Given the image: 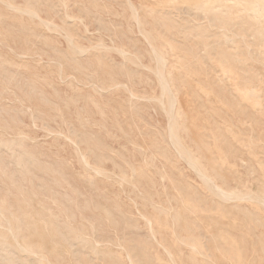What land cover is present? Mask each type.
Here are the masks:
<instances>
[{
    "label": "rangeland",
    "instance_id": "obj_1",
    "mask_svg": "<svg viewBox=\"0 0 264 264\" xmlns=\"http://www.w3.org/2000/svg\"><path fill=\"white\" fill-rule=\"evenodd\" d=\"M0 138V264H264V0H0Z\"/></svg>",
    "mask_w": 264,
    "mask_h": 264
},
{
    "label": "bare ground",
    "instance_id": "obj_2",
    "mask_svg": "<svg viewBox=\"0 0 264 264\" xmlns=\"http://www.w3.org/2000/svg\"><path fill=\"white\" fill-rule=\"evenodd\" d=\"M133 3V2H132ZM247 3V2H246ZM248 3H250V2H248ZM126 6V5H125ZM135 6V5H134ZM199 6V5H198ZM197 6V7H198ZM131 7V6H130ZM202 7V6H201ZM201 7H199V8H201ZM205 7V6H204ZM225 7V6H224ZM9 8H11L10 6H9ZM206 8V7H205ZM220 8H223V7H220ZM227 8H229V7H227ZM226 8V9H227ZM12 9V8H11ZM22 9H25V8H22ZM27 9V8H26ZM19 10V9H18ZM17 10V11H18ZM19 11H21V9L19 10ZM33 11V10H32ZM32 15H36V13H34V12H30ZM35 17V16H34ZM133 17V16H132ZM32 18V17H31ZM38 19V18H37ZM133 20H134V18H133ZM135 21V20H134ZM136 22V21H135ZM44 23V22H43ZM51 24H53V23H51ZM46 25V24H45ZM48 25V24H47ZM55 25V24H54ZM137 25V24H136ZM141 25V24H140ZM49 26V25H48ZM57 26V25H56ZM45 27V26H44ZM51 27V26H50ZM53 27H55V26H53ZM143 30V29H142ZM144 32V31H143ZM140 33H142V32H140ZM57 34V33H56ZM71 38V37H70ZM73 41V40H72ZM72 46V45H71ZM74 46V45H73ZM19 47V46H18ZM74 48V47H73ZM82 48V47H81ZM76 49V48H75ZM83 49V48H82ZM109 49V48H108ZM117 49V48H116ZM79 52H81V53H86V52H84V50H81L80 49V47H79ZM123 50V49H122ZM153 50V49H152ZM155 50V49H154ZM85 51H86V49H85ZM77 52V51H76ZM118 52H119V50H118ZM81 53H80V55H81ZM119 53H121V51L119 52ZM75 54V53H74ZM125 53H123V54H121V55H124ZM82 55H84V54H82ZM128 55V54H127ZM82 57V56H81ZM97 57V56H96ZM124 57V56H123ZM156 57H157V60H158V63L159 64H162V63H164V59H163V57L160 55V54H156ZM16 61V60H15ZM227 62V61H226ZM10 63V62H9ZM20 63V62H19ZM15 63H13V65H14ZM158 65V64H157ZM15 66V65H14ZM15 67H17V66H15ZM14 67V68H15ZM100 67V66H99ZM165 67V66H164ZM17 68H19V67H17ZM163 68V67H162ZM20 71V70H19ZM152 71H154V69L152 70ZM158 71V70H157ZM153 74H154V72H153ZM157 74V73H156ZM156 76H158V75H156ZM171 76V75H170ZM46 77H48V75L46 76ZM159 81H160V83H161V85H162V89H163V93L164 94H168V95H170V110H169V119H170V141H171V143L173 144V146L175 147V150L178 152V155L183 159V160H185L187 163L186 164H188V166H190L191 167V169L194 171V173L200 178V180L205 184V186L214 194V195H216L217 196V198H219L220 200H222L223 202H226V203H231L232 201H234V200H238V201H242V203H243V201H244V199L247 201H250V200H252L253 201V194L250 192V190L249 189H247V190H249V192H248V194H245L244 192H242L241 191V193L243 194H245V195H239V194H236L234 191H231V192H226V191H224L222 188H220V187H218L216 184H215V182H214V180H213V178H212V176L204 169V167L201 165V163H200V160H198V159H195L194 158V156L191 154V153H189V151H187L186 149H184V147H182V144L180 143V140H179V137H178V125H177V120H178V116H179V111H178V108H177V105H178V102H177V99L172 95V90H171V88H170V85H169V83H168V80H167V78H166V76L163 74V73H159ZM69 78V77H68ZM221 78V77H220ZM223 80H221V82H222ZM51 82V81H50ZM224 82V81H223ZM222 82V83H223ZM159 83V84H160ZM171 84V83H170ZM125 85V84H124ZM161 85H160V87H161ZM121 87V86H120ZM121 89H122V87H121ZM205 90V89H204ZM108 92V91H107ZM105 93V92H104ZM230 93H231V91H230ZM133 95V94H132ZM233 95V94H232ZM184 96V95H183ZM136 97V96H135ZM144 97V96H143ZM162 97V96H161ZM164 97V96H163ZM188 97V96H187ZM242 97V96H241ZM60 98V97H59ZM95 99V98H94ZM136 99V98H135ZM33 101V100H32ZM212 101V100H211ZM162 102V101H161ZM163 103V102H162ZM164 104V103H163ZM240 104V103H239ZM94 105V104H93ZM97 106V105H96ZM164 106V105H163ZM239 106V105H238ZM164 109V108H163ZM80 110V109H79ZM165 110V109H164ZM101 111H102V109H101ZM246 111V110H245ZM196 112H198V111H196ZM168 115V114H167ZM31 116H32V114H31ZM201 116V115H200ZM168 118V117H167ZM205 118V117H204ZM32 120V119H31ZM249 121V120H248ZM259 121H261L260 119H259ZM118 122V121H117ZM88 123V122H87ZM90 123V122H89ZM205 123V122H204ZM169 124V123H168ZM245 125H247V122H246V124L244 123V126ZM250 126H251V124H250ZM75 127V126H74ZM87 127V126H86ZM104 127V126H103ZM237 127V126H236ZM15 128V127H14ZM85 128V127H84ZM5 129H7V128H5ZM8 129H9V127H8ZM81 129V128H80ZM169 129V128H168ZM231 129V128H230ZM77 131H78V129H76ZM82 130V129H81ZM83 130H86V129H83ZM231 130H233V129H231ZM77 131L75 132V133H77ZM166 132V131H165ZM60 133V132H59ZM74 133V134H75ZM249 133V132H248ZM79 134H82L83 135V133H78L77 135H78V137H79ZM208 134V133H207ZM211 134V133H210ZM14 135V134H13ZM70 135V134H69ZM5 136V135H4ZM58 136H60V135H58ZM126 138H128L127 136H125ZM250 137H252V136H250ZM31 138V137H30ZM201 138V137H200ZM1 139V138H0ZM19 139H20V137H19ZM141 139V138H140ZM14 140V139H13ZM71 140V139H70ZM73 140V139H72ZM3 141H5V140H3ZM14 141H17V139L16 140H14ZM69 141V140H68ZM79 141V140H78ZM119 141V140H118ZM70 142V141H69ZM153 142H155V141H153ZM159 142V141H158ZM210 142V141H209ZM13 143H15V142H13ZM18 143H19V141H18ZM26 143V142H25ZM40 143V142H39ZM120 143V142H119ZM143 143V142H142ZM75 144H77V143H75ZM139 144V143H138ZM145 144V143H144ZM196 144V143H195ZM167 145V144H166ZM256 145H258V144H256ZM25 146V145H24ZM76 146V145H75ZM138 146V145H137ZM40 147V146H39ZM77 147V146H76ZM134 147V146H133ZM28 149H29V147H27ZM26 149V148H25ZM119 149V148H118ZM137 149V148H136ZM217 149V148H216ZM251 149V148H250ZM23 150H24V148H23ZM223 150V149H222ZM27 151V150H26ZM43 151V150H42ZM113 151V150H112ZM253 151V150H252ZM8 152V151H7ZM37 153V152H36ZM121 153H122V151H121ZM195 153V152H194ZM231 154V153H230ZM80 155H81V153H80ZM86 155V154H85ZM223 155V154H222ZM6 156V155H5ZM14 156V155H13ZM153 156V155H152ZM175 156V155H174ZM10 157V156H9ZM81 157H82V155H81ZM165 157V156H164ZM228 157V156H227ZM231 157V156H230ZM239 158V157H238ZM154 159V158H153ZM156 159V158H155ZM240 159V158H239ZM7 160H9L8 158H7ZM28 161V160H27ZM30 161V160H29ZM37 161V160H36ZM159 161V160H158ZM175 161V160H174ZM173 161V162H174ZM184 161V162H185ZM222 161V160H221ZM252 161V160H251ZM33 162V161H32ZM216 162V161H215ZM241 162H243V161H241ZM10 163H11V160H10ZM29 163H31V162H29ZM144 163H145V161H144ZM210 163V162H209ZM245 163V162H244ZM262 163V162H261ZM132 164V163H131ZM89 165V164H88ZM140 165H141V163H140ZM144 166V165H143ZM147 166V165H146ZM232 166V165H231ZM249 166V165H248ZM167 167V166H166ZM234 167V166H233ZM57 168V167H56ZM89 168V167H88ZM93 168V167H92ZM182 168V167H181ZM31 169V168H30ZM127 169V168H126ZM140 169V168H139ZM17 170H20V169H17ZM90 170V169H89ZM128 170V169H127ZM126 170V171H127ZM85 171V170H84ZM123 171V170H122ZM145 171H147V170H145ZM232 171H234V170H232ZM96 172H98V174H99V171L98 170H96L95 171V173ZM105 172V171H104ZM129 172V171H128ZM23 173V172H22ZM31 173V172H30ZM97 174V173H96ZM109 174V173H108ZM155 174V173H154ZM153 174V175H154ZM29 175V174H28ZM78 175H81V174H78ZM77 174H76V176H78ZM33 176V175H32ZM64 176V175H63ZM69 176V175H68ZM72 176V178H73V176L74 175H71ZM75 176V177H76ZM264 176V175H263ZM81 176H79V178H80ZM83 177V176H82ZM155 177H157L156 175H155ZM71 178V179H72ZM163 178V177H162ZM169 178V177H168ZM236 178V177H235ZM76 180V178H73V180ZM84 180H85V178H83ZM132 179V178H131ZM143 179V178H142ZM69 180V179H68ZM67 180V181H68ZM79 180V179H78ZM133 180H135V179H133ZM65 181V180H64ZM66 181V183H68ZM80 181V180H79ZM87 181H89V180H87ZM86 181V182H87ZM146 181V180H145ZM162 181V180H161ZM171 180H169L168 182H170ZM33 182V181H32ZM43 182H45V181H43ZM83 182V181H82ZM81 182V183H82ZM159 182V181H158ZM259 182V181H258ZM35 183V182H34ZM65 183V182H64ZM88 183V182H87ZM240 183V182H239ZM16 184H18V183H16ZM71 184V183H70ZM128 184V183H127ZM138 184V183H137ZM141 184V183H140ZM150 184V183H149ZM169 184V183H168ZM178 184V183H177ZM180 184V183H179ZM84 185H85V183H84ZM89 184H87V186H88ZM91 185V184H90ZM121 185V184H120ZM173 185V184H172ZM182 185V184H181ZM247 185V184H246ZM36 186V185H35ZM102 186V185H101ZM110 186V185H109ZM140 186V185H139ZM248 186V185H247ZM90 187V186H89ZM104 187V186H103ZM106 187V186H105ZM105 187L103 188V189H105ZM112 187V186H111ZM111 187H110V189H111ZM142 187V186H141ZM181 187H183V186H181ZM250 187V186H249ZM62 188V187H61ZM72 188V187H71ZM74 188V187H73ZM108 188V187H107ZM172 188V187H171ZM17 189V188H16ZM97 189H100V188H97ZM115 189V188H114ZM135 189V188H134ZM139 189V188H138ZM156 189V188H155ZM197 189V188H196ZM66 190V189H65ZM93 190V189H92ZM101 190V189H100ZM164 190H166V188H164ZM18 191V190H17ZM73 191V190H72ZM171 191V190H170ZM236 191V190H235ZM74 192V191H73ZM101 192H103V191H100V193ZM106 192V191H105ZM123 192V191H122ZM246 192V193H247ZM82 193V192H81ZM84 193V192H83ZM108 193L110 194V192L108 191ZM112 193H113V191H112ZM124 193V192H123ZM76 194V193H75ZM108 194V195H109ZM117 194V193H116ZM125 194V193H124ZM141 194V193H140ZM85 195V194H84ZM101 195V197L103 198L104 196L102 195V194H100ZM100 195H98L99 196V198H100ZM105 195V194H104ZM118 195V194H117ZM15 196H16V198H17V195H16V193H15ZM105 196H107V195H105ZM120 196H122V195H120ZM160 196V195H159ZM199 196H200V194H199ZM212 197H213V195H212ZM256 197V196H255ZM261 198H257L258 200H259V203L262 205V206H264V198H262V196H260ZM106 197H104V200H109V198L107 199H105ZM13 199H15V198H13ZM47 199V198H46ZM72 199V198H71ZM75 199L77 200V198L75 197ZM86 199V198H85ZM151 199V198H150ZM25 200V199H24ZM103 200V201H104ZM111 200V199H110ZM114 200V199H113ZM217 200V199H216ZM255 200V199H254ZM74 201V200H73ZM72 201V202H73ZM115 201V200H114ZM132 201V200H131ZM150 201V200H149ZM149 201H147L148 203H149ZM169 201V200H168ZM246 201H244V202H246ZM247 201V202H248ZM55 202V201H54ZM56 202H58V201H56ZM55 202V203H56ZM69 202V201H68ZM151 202H152V199H151ZM167 202V201H166ZM212 202H213V200H212ZM219 202V201H218ZM237 202V201H236ZM254 202H256V201H254ZM16 203V202H15ZM116 203H118L117 201L115 202V204ZM135 203V202H134ZM153 203V202H152ZM215 203V202H214ZM222 203V202H221ZM234 203V202H233ZM258 203V202H257ZM73 204V203H72ZM95 204V203H94ZM93 204V205H94ZM126 204V203H125ZM137 204V203H136ZM222 204H224V203H222ZM249 204H250V202H249ZM42 205V204H41ZM71 205V204H70ZM98 205V204H97ZM112 205V204H111ZM117 205V204H116ZM131 205V204H130ZM134 205V204H133ZM139 205V204H138ZM158 205V204H157ZM179 205H180V203H179ZM235 205V204H234ZM47 206V205H46ZM54 206V205H53ZM96 206V205H95ZM135 206V205H134ZM140 206V205H139ZM142 206V205H141ZM224 206H226V205H224ZM244 206V205H243ZM243 206H242V208H243ZM117 207H118V205H117ZM123 207V206H122ZM159 207H160V205H159ZM178 207H181V206H178ZM177 207V208H178ZM214 207H215V205H214ZM238 207V206H237ZM58 209H59V207H57ZM111 208V207H110ZM116 208V207H115ZM119 208V207H118ZM121 208V207H120ZM125 208V207H124ZM161 208V207H160ZM190 208V207H189ZM241 208V207H240ZM241 208V209H242ZM54 209H55V206H54ZM57 209V210H58ZM96 209H98L97 208V206H96ZM134 209V208H133ZM215 209H217V208H215ZM222 209V208H221ZM231 209V208H230ZM232 209H235V208H232ZM48 210V209H47ZM46 210V211H47ZM53 210V209H52ZM60 210V209H59ZM65 209H63V211H64ZM78 210V209H77ZM130 210V209H129ZM136 210V209H135ZM138 210V209H137ZM137 210H136V212H137ZM219 211H220V208L218 209ZM224 210V209H223ZM226 210V209H225ZM45 211V212H46ZM51 211V210H50ZM54 211V210H53ZM56 211V210H55ZM66 211V210H65ZM104 211V210H103ZM119 211V210H118ZM127 211V210H126ZM164 211V210H163ZM216 211V210H215ZM232 211V210H231ZM240 211V210H239ZM243 211H245V209L243 210ZM252 211H254V210H252ZM251 211V212H252ZM48 212V211H47ZM47 212L45 213V215H47ZM52 212V211H51ZM121 212V211H120ZM159 212V211H158ZM232 212H235V211H232ZM242 212V211H241ZM249 212V211H248ZM256 212V211H255ZM258 212V211H257ZM60 213V212H59ZM58 213V214H59ZM125 214H126V212H124ZM140 213V212H139ZM160 213V212H159ZM184 213V212H183ZM186 213V212H185ZM194 213V212H193ZM236 213H238V216H239V212H236ZM34 214V213H33ZM52 214H53V212H52ZM128 214V213H127ZM138 214V213H137ZM163 214V213H162ZM181 215V212L180 213H178V215ZM241 214V213H240ZM245 214V213H244ZM254 214H256V213H254ZM35 215V214H34ZM55 215H56V213H55ZM62 215H65V213L63 214L62 213ZM74 215V214H73ZM97 215V214H96ZM171 215H172V213H171ZM220 215V214H219ZM224 215V214H223ZM42 216V215H41ZM75 216V215H74ZM78 216V215H77ZM91 217H92V215H90ZM90 216H88V217H90ZM132 216V215H131ZM134 216V215H133ZM185 216V215H184ZM204 216H209V215H204ZM203 216V217H204ZM222 216V215H221ZM1 217V216H0ZM24 217V216H23ZM32 217V216H31ZM35 217H36V215H35ZM43 217V216H42ZM51 217V215L49 216V218ZM58 217V216H57ZM136 217V216H135ZM200 217V216H199ZM198 217V218H199ZM215 217H217L216 215H215ZM229 217V216H228ZM19 218H22V217H19ZM65 218V217H64ZM63 218V219H64ZM67 218V217H66ZM96 218V217H95ZM188 218V217H187ZM191 218V217H190ZM211 219L213 218V217H210ZM222 218V217H221ZM257 218V217H256ZM39 219H40V217H39ZM44 219V218H43ZM42 219V220H43ZM80 219H83L82 217L80 218ZM79 219V221H83V220H80ZM92 219H94V216L92 217ZM97 219V218H96ZM95 219V220H96ZM146 220H147V223L150 225V226H152V220L151 219H147V218H145ZM192 219H194V218H192ZM235 219V218H234ZM240 219V218H239ZM244 219V218H243ZM247 219V218H246ZM23 220V219H22ZM36 220V219H35ZM47 220V219H46ZM58 220V219H57ZM66 220V219H65ZM94 220V221H95ZM138 220H139V217H138ZM41 221V220H40ZM89 221V220H88ZM226 221H228V220H226ZM230 221V220H229ZM239 221V220H238ZM237 221V222H238ZM42 222V221H41ZM44 222V221H43ZM47 222H49V221H47ZM71 222V221H70ZM136 222V221H135ZM221 222V221H220ZM240 222V221H239ZM49 223H51V222H49ZM48 223V224H49ZM94 223V222H93ZM147 223H144L145 225L147 224ZM172 223H174V222H172ZM208 223H210V222H208ZM229 223V222H228ZM230 223H232V221L230 222ZM247 222H245V224H246ZM40 224V223H39ZM39 224H38V226H39ZM67 224V223H66ZM71 224V223H70ZM89 224V223H88ZM96 224V223H95ZM94 224V225H95ZM146 225V226H149V225ZM207 224V223H206ZM211 224H212V222H211ZM218 224V223H217ZM226 225H227V223H225ZM232 224H234V223H232ZM9 225V224H8ZM17 225H20V224H18L17 223ZM65 225V224H64ZM77 225V224H76ZM93 224H92V226H94ZM144 225V226H145ZM200 225H202V224H200ZM240 225V224H239ZM32 226V225H31ZM41 226H43V225H41ZM71 226H74V223L71 225ZM91 226V225H90ZM143 226V225H142ZM146 226H145V228H146ZM149 226V227H150ZM176 226V225H175ZM198 226V225H197ZM204 226V225H203ZM230 226H232V225H230ZM28 227H30V225L29 226H27V228ZM35 227V226H34ZM55 227V226H54ZM54 227H52V228H54ZM129 227V226H128ZM140 227V226H139ZM177 227H179V225L177 226ZM176 227V228H177ZM206 227H208V226H206ZM205 227V228H206ZM213 227V226H212ZM219 227V226H218ZM229 227V226H228ZM235 227H237V225H235ZM239 227V226H238ZM237 227V228H238ZM241 227V226H240ZM239 227V228H240ZM23 228H25V227H23ZM32 228V227H31ZM36 228V227H35ZM42 228V227H41ZM40 228V229H41ZM47 228V227H46ZM45 227H44V229H46ZM49 228V227H48ZM69 228H71V227H69ZM74 228V227H73ZM77 228H78V225H77ZM131 228V227H130ZM129 228V229H130ZM144 228V229H145ZM202 228V227H201ZM249 228V227H248ZM9 229H10V227H9ZM32 229H34V228H32ZM39 229V230H40ZM142 229V228H141ZM147 229H148V227H147ZM150 229V228H149ZM173 229H175L174 227H173ZM208 229V228H207ZM212 229V228H211ZM216 229V228H215ZM219 229V228H218ZM222 228H220L219 229V231L217 232V234L219 235V232H221L220 230H221ZM228 229V228H227ZM242 229V228H241ZM244 229V228H243ZM5 230V229H4ZM47 230V229H46ZM58 231H59V229H57ZM76 230V229H75ZM130 230H133V229H130ZM151 230H152V227H151ZM204 230V229H203ZM206 230V229H205ZM10 231H11V229H10ZM9 231V232H10ZM42 231V230H41ZM55 231V230H54ZM208 231H209V229H208ZM238 231H239V229H238ZM45 232V231H44ZM51 232V231H50ZM149 232V231H148ZM160 232V231H159ZM166 232V231H165ZM201 232V231H200ZM215 233H216V231H214ZM11 233V232H10ZM34 234H35V232H33ZM38 233V232H37ZM56 233H57V231H56ZM162 233H163V231H162ZM169 233V232H168ZM171 233V232H170ZM212 233H213V231H212ZM211 233V234H212ZM236 233V232H235ZM242 233V232H241ZM263 233V232H262ZM6 235H4V236H7V232L5 233ZM12 234V233H11ZM149 234V233H148ZM153 234V233H152ZM223 234V233H222ZM250 234V233H249ZM49 235V234H48ZM155 235V234H154ZM208 235V234H207ZM238 235H239V233H238ZM252 235V234H251ZM251 235H249V236H251ZM2 236V235H1ZM50 237H51V235H49ZM58 236V235H57ZM206 236V235H205ZM220 236V235H219ZM225 236L227 237V235L225 234ZM263 236V235H262ZM49 237V238H50ZM148 237V236H147ZM154 237V236H153ZM194 237V236H193ZM193 237H192V239H193ZM212 237V236H211ZM1 238V237H0ZM17 238V237H16ZM40 238V237H39ZM187 238V237H186ZM189 238H191V237H189ZM196 238H198V236H196ZM218 238V237H217ZM227 238H230V235L227 237ZM227 238H226V240H227ZM233 238V237H232ZM238 238V237H237ZM13 239V238H12ZM46 239V238H45ZM51 239V238H50ZM92 239H95L94 237L92 238ZM91 239V240H92ZM148 239H150V238H148ZM154 239H155V237H154ZM191 239V240H192ZM221 239V238H220ZM3 240V239H2ZM52 240V239H51ZM50 240V241H51ZM111 240V239H110ZM156 240V239H155ZM164 240V239H163ZM163 240H162V242H163ZM183 240H184V238H183ZM224 241L223 242V244L225 243L226 244V242L227 241H229V240H227V241ZM230 240H231V238H230ZM5 241V240H4ZM37 241V240H36ZM62 241V240H61ZM165 241V240H164ZM178 241H179V239H178ZM242 241H243V239H242ZM1 242H3V241H1ZM6 242V241H5ZM9 242V241H8ZM8 242H6V243H8ZM14 242V241H13ZM150 242H151V240H150ZM221 242V241H220ZM231 242V241H230ZM236 242V241H235ZM250 242V241H249ZM252 242H253V240H252ZM10 243V242H9ZM156 243V242H155ZM180 244H182L181 242H179ZM202 243V242H201ZM222 243V242H221ZM232 244L234 243V240H233V242H231ZM231 243H229L230 245H231ZM236 243H238V242H236ZM235 243V244H236ZM184 244H186V243H184ZM183 244V245H184ZM188 244H190V243H188ZM214 245H215V243H213ZM225 244H224V247H225ZM53 245H55L54 243H53ZM113 245V244H112ZM120 245V244H119ZM135 245V244H134ZM159 245H161V244H159ZM158 245V246H159ZM194 245V244H193ZM214 245L212 246V247H214ZM3 246H4V244H3ZM10 247H11V244L9 245ZM162 246V245H161ZM182 246V245H181ZM209 246H210V243H209ZM236 246H237V244H236ZM7 247V246H6ZM52 247V246H51ZM55 247H57L58 248V246H55ZM54 247V248H55ZM73 247V246H72ZM126 247V246H125ZM135 247H136V245H135ZM160 247V246H159ZM192 247V246H191ZM212 247L210 248V249H212ZM229 246L227 245L226 246V248H228ZM232 247H234V246H232ZM240 247V246H239ZM247 247V246H246ZM60 248V247H59ZM121 248H122V246H121ZM123 248H124V245H123ZM122 248V249H123ZM137 248V247H136ZM135 248V249H136ZM144 248H146V247H143V249ZM166 248V247H165ZM189 248V247H188ZM215 248L217 249V247H216V245H215ZM214 248V249H215ZM8 249H9V247H8ZM14 249V248H13ZM56 249V248H55ZM117 249V248H116ZM140 249V248H139ZM148 249V248H147ZM163 249V248H162ZM192 249V248H191ZM255 249V248H254ZM12 250V249H11ZM61 250H62V248H61ZM60 249H59V252L61 251ZM138 250V249H137ZM165 250H167V249H165ZM181 250V249H180ZM230 250V252H231V249H229ZM229 250H228V252H229ZM244 250H246L245 248H244ZM13 251V250H12ZM73 251V250H72ZM111 251H112V249H111ZM164 251V250H163ZM202 252L203 251H206V250H201ZM211 251H213V250H211ZM224 252L226 251V250H223ZM222 251V252H223ZM233 251H234V249H233ZM247 251H249V250H247ZM3 252H5V251H3ZM7 252V251H6ZM9 252V251H8ZM7 252V253H8ZM11 252V251H10ZM63 252V251H62ZM67 252V250L64 252V253H66ZM110 252V251H109ZM108 252V253H109ZM115 252V251H114ZM140 252V251H139ZM186 253H187V251H185ZM184 252V253H185ZM220 252V254H221V251H219ZM229 252V253H230ZM235 252H237V251H234L233 252V254L235 253ZM16 253V252H15ZM73 253V252H72ZM78 253H80V251H78ZM177 253V252H176ZM197 253V252H196ZM209 253V252H208ZM251 253V252H250ZM6 254V253H5ZM10 254V253H9ZM71 254V253H70ZM110 254V253H109ZM167 254V253H166ZM181 254V253H180ZM193 254V253H192ZM201 254H203V253H200L199 255L201 256ZM222 254H224V253H222ZM227 254V252H225V254L224 255H226ZM231 254V253H230ZM230 254H227V255H230ZM238 254L239 253H237L236 254V256H238ZM7 255V254H6ZM67 255H69L68 254V252H67ZM108 255V254H107ZM113 255L115 256L116 255V253L115 254H112V256L110 257V258H112L113 257ZM136 255V254H135ZM138 255V254H137ZM171 255V254H170ZM189 255V254H188ZM198 255V256H199ZM219 255V254H218ZM232 255V254H231ZM230 255V256H231ZM253 255V254H252ZM4 256V255H3ZM58 256V255H57ZM176 256V255H175ZM175 256H173L172 255V257H175ZM229 256V257H230ZM236 256H234V259H235V257ZM8 257V256H7ZM116 257V256H115ZM181 258H182V256H180ZM219 257V256H218ZM224 257V256H223ZM38 258H39V256H38ZM117 258V257H116ZM116 258H114V259H116ZM126 258V257H125ZM169 258V257H168ZM197 258H199V257H197ZM203 258V257H202ZM225 258H226V256H225ZM233 258V257H232ZM264 258V257H263ZM119 259V258H118ZM230 259H231V257H230ZM236 259H240V257L239 258H236ZM235 259V261H239V260H236ZM122 260H124V257L122 258ZM121 260V261H122ZM150 260V259H149ZM173 260H175V259H173ZM182 260V259H181ZM194 260H195V258H194ZM229 260V259H228ZM242 260H244V262H245V259H243L242 258ZM183 261V260H182ZM198 261V260H197ZM230 261V260H229ZM232 261H233V259H232ZM140 262H142V260L140 261ZM172 262V261H171ZM181 262V261H180ZM179 262V263H180ZM185 262V261H184ZM195 262V261H194ZM240 262H243V261H239V263ZM29 263V262H28ZM83 263V262H82ZM173 263V262H172ZM181 263H183V262H181ZM192 263V262H191ZM205 263V262H204ZM226 263V262H225ZM227 263H233V262H227ZM238 263V264H239ZM247 263V262H246ZM246 263H243V264H246ZM77 264H79V263H77ZM130 264V263H129ZM133 264V263H132ZM157 264V263H156ZM174 264H177L176 262L174 263ZM185 264V263H184Z\"/></svg>",
    "mask_w": 264,
    "mask_h": 264
}]
</instances>
